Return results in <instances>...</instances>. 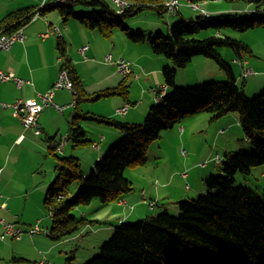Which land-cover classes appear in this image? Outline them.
Returning a JSON list of instances; mask_svg holds the SVG:
<instances>
[{"label": "trees", "instance_id": "1", "mask_svg": "<svg viewBox=\"0 0 264 264\" xmlns=\"http://www.w3.org/2000/svg\"><path fill=\"white\" fill-rule=\"evenodd\" d=\"M190 1L195 5L215 0ZM221 1L254 4V15L243 16L242 10L247 8L241 4L229 5L242 9L218 17L200 14L195 18H179L181 20L169 28L167 34L159 32L147 39L145 33L130 30L125 20L145 10L170 16L165 6L169 0H129L131 7L123 14H117L114 5L99 0H79L58 10L65 22L74 19L88 29L98 30L103 36L111 37L119 29L134 43L148 40L152 53L167 61L161 71L168 93L161 105L151 107L142 124H128L94 114L82 115L114 126L121 131L122 138L107 150L88 177H85L78 158L71 156L59 160L56 180L44 204L53 218L49 233L53 241L73 239L83 225H90L86 217L73 214L80 206L90 205L97 199L104 206L133 192V184L124 176L127 168L145 165L151 145L160 139L163 131L175 128L184 119L209 114L213 121L236 115L244 136V140L228 142L231 147L227 148L225 157L219 153L222 173L205 179L206 194L177 203L180 216L175 217L166 211L132 224L122 222L113 225V237L100 248L98 256L86 264H264V201L250 188L235 187L237 175L253 176L254 168H264V89L255 98L247 97L244 86L239 87L232 66L218 51L219 48H231L243 66L242 62L247 60L244 56L252 55L251 47L223 31L243 33L264 28V0ZM76 4L98 10L90 14L78 13L74 10ZM31 15V12L16 11L0 24V31L11 33L19 29L30 21ZM201 30H213L215 33L207 34L203 40L193 38ZM66 48V44L60 41L58 50L61 58H65L63 67L69 70L73 88L81 99L86 94L80 76L67 58ZM197 56L215 62L226 73L227 81L178 88V69L187 68ZM244 69L242 76L246 79L249 76L244 75ZM128 93V85L123 82L119 87L91 95L93 97L89 99L98 101L118 95L127 100ZM223 130L225 134L226 129ZM80 131L78 126L70 130L69 139L73 140L74 147L84 137ZM235 143L242 152H233L238 148ZM248 148L253 153L242 154ZM250 178L247 183L253 182ZM71 256L68 264L73 259Z\"/></svg>", "mask_w": 264, "mask_h": 264}, {"label": "crops", "instance_id": "2", "mask_svg": "<svg viewBox=\"0 0 264 264\" xmlns=\"http://www.w3.org/2000/svg\"><path fill=\"white\" fill-rule=\"evenodd\" d=\"M183 2H187L188 5L191 4L190 0H182V3ZM41 3L42 0H0V24L9 15L15 13L16 11L34 13L40 7ZM223 3L224 2L220 0L203 3L199 11H201V15L203 14V11H206L209 16L215 17L229 11L231 12L242 9L240 7L225 6ZM55 10L58 11L59 8L47 10L44 17L24 24L23 27L24 33L26 34V40L22 43H16L10 51H0V71L12 72L15 77L27 81L22 88H18L15 81H0V101L4 103H12L17 99H24V101L30 99L38 100L39 93H45L52 89L51 87L55 84L58 74L65 64V58H61L58 50L60 41H63L66 44L67 58L72 63L77 74L80 76L83 85L82 87L86 96L78 99L79 95H77V90H75L76 93H72L66 89L56 91L53 100L55 103L58 105H70L75 103V105L74 107L66 109L63 114L61 112L58 113L54 107L45 108L39 118L40 128H42V134L40 136L35 135L33 130H26L21 125L19 119L12 115L13 112L10 109L0 107V167L3 168L0 180V187L3 189L0 194V204L2 205L0 218L4 220L5 223L16 224L17 227L21 228L24 232L23 237L19 240L13 239L12 237H6L3 239L1 236L4 234L3 232L5 229L3 225H0V264H38L41 260H46L53 264H62V261L66 260V258L68 259L71 254L75 253V255H77L79 254V251L84 248L82 245L72 243V238L55 242L49 236L50 231L44 229L42 230L41 227L44 228L45 225L46 227L49 226V221L43 218L44 216L41 211L44 207V205H42L44 204V194L49 184L48 182L42 184L44 182L41 179L42 167H40V170L32 171V181L26 187L21 190L12 189L13 183L11 180L13 175L19 171L18 166L20 161L25 158V146L32 145L39 147L42 151L50 149L52 152L53 150L58 151V148L61 147L62 150L60 151L64 155L71 153V155L69 154V157L74 156L80 161H82L85 157L88 160V154H90L89 162L86 164L87 169H90L95 161L99 160L98 162H100V160L105 156L107 152L104 153V150H106L109 145L122 135L120 130L105 123L102 124L108 127H98L96 132L91 133L89 127L90 124L86 123L89 119L82 117L84 114H91L89 108L83 109V103L88 104L91 102L108 100L107 98H102L98 101H93L89 99L90 97H93L91 95L115 89L123 82H125V85H128L127 80L129 77L124 78L119 73L116 65L105 62V57L108 54H112L114 58L113 60L120 57L130 60L133 63V74L130 77H133V80L138 82L142 80L143 76H145L144 78H148V82L151 84V89L153 86H156L152 89V91L162 85L160 84L162 83L160 77L162 72L161 70L167 64L166 59L162 57H154L147 45L139 47L140 43L138 44L130 41L125 36L126 34L122 36L120 34H116L115 31L112 33L111 37L103 36L98 30L88 29L74 19H70L65 22L62 15L59 14V11L57 12ZM196 12L197 11H195L191 5H189V7L180 5L179 13L174 16L189 19V17L195 16L197 14ZM51 26L58 27L62 37H59L55 32H53L49 38L42 39L40 37L41 34L48 31ZM95 31H97V33ZM0 32L3 31L1 30ZM87 45L89 46V51L86 53V58L81 54L80 49ZM137 49L141 52L137 53L133 58L131 56H127L130 50L135 51ZM132 53L134 52H131L128 55H132ZM150 61L152 66L150 65ZM240 66L241 68L243 67L242 65ZM246 67L254 69L251 61H248V65ZM99 70L103 71L101 73H104V77L97 78L95 86L89 84L88 81L90 79H94L96 75L91 73ZM143 71L145 74H143ZM253 71L255 72V69ZM245 83L248 85L250 83L249 79L248 81H245ZM152 94L153 93L148 94V92L145 91L142 96L143 100L141 105L131 110V112L127 111L125 115H120L115 111L125 105H128L129 107L132 100L130 98H127L126 100L124 97L118 95H115V97L111 96L109 99L113 102L114 107H112L108 112L111 113L112 111L113 114L115 115L116 113V115L110 118L118 120L116 117L124 116L123 120L120 119L118 121L128 124H135L136 122L141 121L151 109H149L148 106H154L151 101L152 98L154 102V96L152 97ZM144 106L145 108H142ZM128 110L130 109L128 108ZM67 111H69L68 113L70 115L64 117L65 112ZM96 116L102 117V113L96 114ZM229 116H231L230 120H233V125L238 127L239 118L236 115ZM72 123H74L73 126ZM183 124L184 121H181V125ZM231 124H229V126ZM83 125H86L87 128ZM76 126L81 128L80 132L84 134V137L80 138V144L77 147H74L73 140L69 138L71 128ZM179 130V132L183 130L185 133L187 129L180 127ZM221 131H223V129H221L219 133ZM176 132L178 133V131H174V134H176ZM89 133L91 135L90 137ZM40 140H42L43 143H48V148L46 145L40 144ZM218 140L219 138L213 142L215 148L218 146ZM231 140H234V138L231 137ZM70 144H72L71 148L69 147ZM229 144L231 143L227 144L226 149L231 147ZM90 145H93L91 146V149H81L83 146ZM233 146L236 147L235 145H232V147ZM182 155L183 151L181 152V156ZM211 161H213V164L217 165L214 163L212 158H209L208 161L205 160L203 163L209 162V165ZM184 167L188 166L185 164ZM186 169L189 171L190 167L185 168L184 170ZM213 171L210 172L214 173ZM160 175L168 176L166 171H163ZM44 176L46 177V175ZM205 177L206 176L204 175L198 185V192H201L204 189L203 185L205 184ZM189 178L190 173L188 179ZM187 184L188 186L190 185L188 182ZM162 187L168 189L166 186ZM133 194L134 192H131L121 199L126 203V214H123L125 218H119L120 221H124L126 219L129 220L130 217L134 215L133 213L135 211V207L137 209L140 206H146L145 203H147L149 207V203L156 200V205L153 211L145 209V215H142L139 220H143L144 217L148 218L150 216H156L166 211L168 213L171 211L177 212L178 209L176 205L180 202L179 199L187 198V196H184L183 194L179 195V197L183 198H177L178 196L170 198V194H167L169 195L167 200H164L166 196H155L154 198L148 199L145 195H142L143 199H140L138 196H134ZM189 194L190 193H188V195ZM121 200L120 202H116V207L119 212L122 209V206H124L121 204ZM159 201H161L162 204H159ZM130 207H133V210L130 209V211H127V208ZM31 210H33V216L27 217L28 211ZM148 211L149 214H146ZM37 224L41 230L46 231L47 234L40 233L30 236L28 231H30ZM112 227L113 225L105 227L107 229L106 232H108L107 236L113 234L114 229ZM79 237L80 235H77L73 239H78ZM54 260H56L55 263Z\"/></svg>", "mask_w": 264, "mask_h": 264}, {"label": "rangeland", "instance_id": "3", "mask_svg": "<svg viewBox=\"0 0 264 264\" xmlns=\"http://www.w3.org/2000/svg\"><path fill=\"white\" fill-rule=\"evenodd\" d=\"M105 2H108V4L113 6V4L110 1H105ZM207 2H211V1H204L202 2V4ZM202 4L200 5L202 6ZM223 4L225 6H229V5L236 6L238 4H241L243 7L247 8L246 10H242L243 11L242 13H244L243 16L254 15L253 13L255 9L254 4L253 5H247L244 3L228 4L226 2H224ZM195 5H199V4H195ZM182 6L189 7L187 2H183ZM75 10L78 13L90 14L93 11H97L98 9H94L91 6H87L84 4H76ZM195 11H197L196 12L197 14L192 18L198 17L201 14V11L196 9ZM227 13L230 14L231 12L229 11ZM221 15L222 14H219L215 17ZM179 18L180 17L174 15L160 16L159 13L156 11L145 10L129 19H126L125 24L133 32L145 33L147 39H149L150 37L154 36L156 33L159 32H162L163 34H167L168 29L181 20ZM95 32L97 33V31ZM223 32L226 35L227 33H230V36H232V38L244 42L252 49V55H245L244 58L252 62V66L255 69V73L249 75V77L246 79L242 76L243 74H242V68L240 66L241 64L236 60L237 56L235 55L234 50L225 47V48H219L218 51L221 53V56L225 59V61L232 66L231 68H233L235 76L236 78H238L239 87L242 88L244 86V89L246 91L244 92L247 93L246 94L247 97H249L250 99L255 98L256 96H258V94H260L259 92H261L262 89H264V28H256L254 30L243 33L228 29H225ZM213 33H215V31L213 30H203V31L201 30L196 35H194L193 38L203 40L207 38L208 36L207 34L211 35ZM116 34H120L124 36L123 32H121L119 29L116 30ZM144 45H147L149 47L148 49L152 53L151 46H149L150 43L148 40L146 42L140 43L139 47H143ZM131 52L134 53H132V55H128ZM139 52L141 51H139L138 49L135 51L130 50L127 56H131L133 58ZM153 56L160 57L154 54ZM151 64L152 63L150 61V65ZM161 66H162V62H161ZM101 72L103 71L99 70L94 73H91L96 75L94 79H90L88 81L89 84L95 86L96 79L104 77V73ZM143 74H145L144 71ZM144 77L145 76H143L142 80L138 82L133 80V77H129V79L127 80V83L129 85L128 98L132 100V103H130L129 106L130 109L128 110L129 112H131V110L141 105V102L143 100L142 96L144 95L145 91L148 92V94L153 93L152 97L155 96L152 89L156 86H153V88L151 89V84L148 82V78H144ZM160 77L162 81V83L160 84L163 85L164 76L162 72ZM248 79L250 83L247 85L245 81H248ZM225 81H227L226 73L223 70L219 69L215 62L203 56H197L193 58V61L188 65L187 68L178 69L176 86H179L178 88H189L193 86L206 85L212 82H225ZM171 90L172 89H170V92ZM109 98H107L108 100H101L98 102H91L88 104L83 103V109L89 108L91 114L102 113V117L104 118L114 117L116 113L114 115L112 111L111 113L108 112L112 107H114L113 102ZM151 101L153 105H156L155 101L153 102L152 98ZM150 106H148L149 109L151 108ZM142 108H145V106ZM68 112L69 111L65 112L64 117L70 115ZM146 116L144 119L136 122L135 124H142L143 122H145ZM123 117L124 116L116 117V119L123 120ZM230 119L231 116L227 115L217 120L211 121V117L209 114H202L194 117H188L183 120L184 121L183 125H181L180 123L174 129L163 131L162 135H160L161 136L160 139L154 142L149 148V152H148L149 158L148 161H146L147 163L137 168H127V170L125 171L124 176L129 181H131V183L134 186L133 195L134 196L136 195L140 199H143L142 195L143 196L145 195L146 190L147 192L145 196L148 199L154 198L155 196H162V197L166 196L164 200H167L169 196L167 194H170V198L177 196H178L177 198H183V197H179V195L182 194L184 196L186 195L187 198L179 199V201H182L193 198L197 199L200 196V194L201 195L204 193L206 194L207 188L204 185H203L204 189L201 192H198L199 190L198 185L201 182L203 176L205 175L206 176L205 179H206L212 176V174L213 175L221 174L223 168H222V164L219 163L215 165L212 163L213 161H211L210 164L207 165V167L205 168L201 166L203 162L205 160L208 161L209 158L212 159L216 158V155L218 153H220L222 157L223 156L225 157V155H227L225 154L226 150H228L226 149V145L229 141H232L231 137L234 138L235 140H240V139L244 140V136L241 128L239 126L238 127L234 126L232 123L233 120L231 121ZM86 123L90 124L89 127L91 133L96 132L98 127H108L102 123H98L97 121H93V120H89V121L87 120ZM229 124L231 125L229 126ZM83 126L87 128L86 125ZM180 127L187 129L185 133L183 130L179 132ZM221 129H226L225 132L226 134L219 133ZM174 131H178V133L176 132V134H174ZM90 136L91 135L89 133V137ZM121 136H119V138H117L113 143L118 142L122 138ZM218 138H219L218 146L215 148L213 142ZM39 143L46 145L47 148L49 146L48 143H43L42 140H40ZM111 145H109L106 148V150H104V153L107 152V150L111 147ZM244 145H247L246 142H244ZM91 146L93 145L83 146V148L81 149H91ZM236 146L238 145L236 144ZM25 147H26L25 158L20 161L18 166L19 171L13 175L11 180L13 183L12 189L21 190L22 188L26 187L32 181L31 180L32 171L40 170V167H42L41 179L44 181L42 184H45L47 182L49 183L46 190L47 192L45 191L44 199H43V203L45 204L46 198L48 196V191L53 186L56 180L55 177L57 176V172L55 169L56 167L55 165H57L58 160L64 157H69V154L71 155V153L64 155L60 151L62 150L61 147L58 148V151L53 150V152L50 149L49 150L46 149L45 151H42L39 147H35L32 145H27ZM69 147L71 148L72 144H70ZM234 149L235 150L233 152L235 153L242 152L239 151V146L238 148H234ZM182 151L186 152V156L183 155L181 156ZM252 153L253 152L251 148H248V151L247 152L244 151L242 154L250 155ZM89 156L90 154H88V160L85 157L81 161L82 170L84 172L85 177H88L91 174V172L94 170L96 163L99 161V160L95 161L92 167L90 169H87L86 164L89 162ZM185 164L188 167H190L189 171L187 169L184 170L185 168H188V167H184ZM163 171H166L168 176H161L160 174H162ZM210 171H213L214 173ZM252 171H253L252 172L253 176L244 177L242 175H237L235 187L242 186L244 188H250L257 195L256 197L264 201V168L256 167ZM183 172H186V174H188L187 178H182L180 176V173ZM188 172L190 173L189 179H188L189 177ZM44 175H46L47 178ZM250 177H252L253 182L249 181L248 183L250 184H248L247 181L251 179ZM187 182L190 184L189 185L190 187L188 186ZM74 186L76 188V185ZM162 186H166L168 187V189L163 188ZM2 191L3 189L0 187V194L2 193ZM188 193L190 194L188 195ZM156 201H151L149 203V207L151 209L148 207L147 203H145L146 206H140L137 209L135 207V211L133 213L134 215L131 216L129 220L127 219L124 220L125 222L120 221L119 218L120 217L125 218L123 214H126L125 212L126 203L123 201L121 202V204H123L124 206H122L120 212L117 210L116 207V202H120V199L118 201H114L108 204L106 203V205L104 206H102L97 199V200H93L90 205L80 206L79 208L74 210L73 211L74 215H76L77 217H81V216L86 217L91 223L90 225H83L82 228L79 229V232L75 234L82 236H80L78 239H72V243L78 245L81 244L84 248L83 250L79 251V254L77 255H75V253L71 254L73 255L71 256L73 257L71 264H86L89 261L96 258L100 253V248L106 242H108V240H110L114 235L113 233L112 235L107 236L108 232H106L107 229L105 227H109L111 225H117V224L120 225L122 222L132 224L138 221L142 215H145V209L149 211H153ZM159 204H162V202L159 201ZM130 209L133 210V207L127 208V211H130ZM41 211L44 216L43 218L49 221V226H47L48 228L46 227V225L45 226L43 225L44 228L43 227L41 228L42 230L44 229L50 231L53 226V218H51V215L48 212L46 205H44ZM149 211L146 214H149ZM179 212L171 211L169 213L170 214L172 213L173 216L178 217L181 214ZM30 216H33V210L28 211L27 217ZM145 218L147 217H144V219ZM101 228L104 230H102ZM74 255L76 257H74ZM67 260L68 259L66 258V260L62 261V264H68ZM41 262L44 263L46 261L41 260L38 264H41ZM55 262L56 260H54V263Z\"/></svg>", "mask_w": 264, "mask_h": 264}, {"label": "built area", "instance_id": "4", "mask_svg": "<svg viewBox=\"0 0 264 264\" xmlns=\"http://www.w3.org/2000/svg\"><path fill=\"white\" fill-rule=\"evenodd\" d=\"M79 0H42V3L40 7L34 12L31 13V19L30 21H34L36 19L44 17L47 10L55 9V8H62L67 7L68 5H71ZM99 1H110L115 7L117 14H123L126 12L129 7H131V3L129 0H99ZM180 5H182V0H170L165 6L167 8V12L169 15H176L179 13ZM193 9H201V5H193L189 4ZM203 14L205 17H208L209 14L206 11H203ZM55 32L59 37H62L60 29L58 27L51 26L48 31L41 34L42 39H47L49 36ZM26 34L24 33V27L21 25V27L15 31H12L11 33H5L0 32V51H10V49L16 44V43H22L26 40ZM89 46H84L80 49L81 54L86 57V53L89 51ZM87 58V57H86ZM112 54H108L105 57V62L108 64H113L117 66V69L119 73L124 77L128 78L133 74V63L123 57H120L116 60H113ZM244 69V75L247 77L251 74H254L252 68H247L248 61L242 62ZM242 67V68H243ZM69 70L67 68L62 67L61 71L58 74L57 80L52 89L45 93H39L38 94V100L30 99L25 100L24 99H17L12 103H4L0 101V107L4 109H10L13 112V116L19 119L21 125L26 130H33L35 135L40 136L42 134V128H40L39 124V118L40 114L43 113L45 108L47 107H54L58 112L64 113L66 109L69 107H74L75 103L70 105H58L55 103L54 97L56 91L60 89H66L72 93H76L73 81L71 79V75H69ZM0 81L1 82H8V81H15L18 88H22L27 82L24 81L21 78L15 77V75L12 72H4L0 71ZM154 92V101L156 105H161L162 102L165 99V96H167L168 93V86L166 84L160 85L159 87L155 88L153 90ZM128 106L125 105L118 109L116 112H118L120 115H125L128 111ZM224 131H221V134H224ZM183 155H186V152L183 151ZM215 161L216 164H219L221 161V157L217 154L216 158L212 159ZM209 162L203 163L201 166L206 167ZM3 168L0 167V180L2 177ZM180 176L182 178H187L188 174L186 172L180 173ZM1 182V181H0ZM188 188V186H187ZM1 197V195H0ZM2 205L0 204V210L2 209ZM0 225L4 226V234L1 236L3 239L6 237H12L13 239H21L24 235V232L21 228L17 227L16 224L13 223H5L4 220L0 218ZM44 233L47 234L46 231H42L39 225H35L30 231H28V234L30 236L35 234ZM46 261V260H44ZM41 264H52L49 261L41 262Z\"/></svg>", "mask_w": 264, "mask_h": 264}, {"label": "bare ground", "instance_id": "5", "mask_svg": "<svg viewBox=\"0 0 264 264\" xmlns=\"http://www.w3.org/2000/svg\"><path fill=\"white\" fill-rule=\"evenodd\" d=\"M24 80V79H23ZM24 81H26V80H24ZM27 82V81H26Z\"/></svg>", "mask_w": 264, "mask_h": 264}]
</instances>
